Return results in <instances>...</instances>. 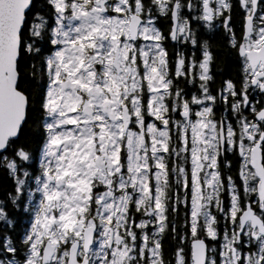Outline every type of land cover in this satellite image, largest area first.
<instances>
[{
  "label": "snow or ice",
  "instance_id": "snow-or-ice-1",
  "mask_svg": "<svg viewBox=\"0 0 264 264\" xmlns=\"http://www.w3.org/2000/svg\"><path fill=\"white\" fill-rule=\"evenodd\" d=\"M0 264H264V0H0Z\"/></svg>",
  "mask_w": 264,
  "mask_h": 264
}]
</instances>
